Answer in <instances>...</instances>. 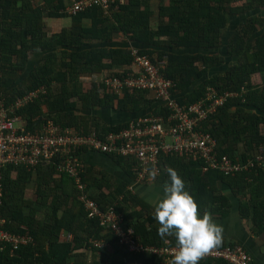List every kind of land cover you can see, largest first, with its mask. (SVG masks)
Returning <instances> with one entry per match:
<instances>
[{
	"label": "trees",
	"instance_id": "trees-1",
	"mask_svg": "<svg viewBox=\"0 0 264 264\" xmlns=\"http://www.w3.org/2000/svg\"><path fill=\"white\" fill-rule=\"evenodd\" d=\"M68 3L0 0V100L10 103L41 85L49 88L46 96L20 111L29 128L46 116L64 127L106 133L129 121L107 123L94 113L96 108L139 112L153 107L154 113H167L149 90L118 93L105 81L81 79L105 71L107 77L136 75L137 49L154 62L167 59L163 72L176 82L174 92L182 104L200 100L209 87L238 92L201 124L217 139L220 156L245 163L264 151V0H126L114 3L108 13L94 5L77 14L67 11ZM51 20L58 22V30ZM120 33L132 46L113 44ZM112 156L124 163L129 176L137 175L130 159ZM165 158L194 198L199 197L200 210L203 198H209L222 201L227 207L222 213H229L233 203L220 192V181L236 194H249L240 211L251 220L254 234L264 235V165L232 175L212 167L204 170L202 159L174 153ZM84 180L101 208L114 206L123 213V225L133 226L145 244L159 245L166 238L176 243L174 237L158 235L153 205L127 182L106 170L97 174L90 165ZM3 182L5 227L33 240L14 254L1 251L0 264H160L155 255L130 252L110 227L91 216L73 178L58 172L55 163L41 164L35 172L9 166ZM63 231L72 238L63 239ZM101 239L104 245L94 244ZM237 244L222 238L217 247ZM87 252L98 257L91 259ZM199 264L229 263L210 258ZM251 264L259 263L252 258Z\"/></svg>",
	"mask_w": 264,
	"mask_h": 264
},
{
	"label": "built area",
	"instance_id": "built-area-1",
	"mask_svg": "<svg viewBox=\"0 0 264 264\" xmlns=\"http://www.w3.org/2000/svg\"><path fill=\"white\" fill-rule=\"evenodd\" d=\"M126 0H69L67 11L77 14L99 5L105 13L110 12L114 3ZM138 68L136 75L106 77L105 83L115 92L121 93L126 88L149 90L154 93L159 105L169 111L152 113L132 119L127 126L119 130L102 133L97 130L89 132L75 126H62L54 119L41 116L35 128H29L21 114L27 105L48 94V86L41 85L22 96H17L7 103L0 100V252L15 249L33 240L31 235L13 233L5 228L3 215L4 203V169L8 165L37 167L53 162L57 171L73 178L80 190L81 199L91 216H98L101 223L110 227L119 241L130 252L155 255L160 264H171L177 245L170 238L161 244H145L133 226H125L123 213H118L114 206L103 210L99 203L90 196L84 175L89 164L84 159L86 151H97L109 155L124 156L133 163L138 181H145L152 174L163 170L164 157L171 153L185 159H202L207 168H216L227 174L249 171L264 165V151L257 153L247 162L235 161L227 155L220 156L217 151L218 141L212 133L207 132L201 124L209 120L217 110L224 106L230 97L238 92H220L209 87L200 100L182 104L177 100L174 89L176 82L167 77L163 69L167 59L153 61L148 55L133 51ZM72 238V235H70ZM106 242L96 240L95 245ZM223 259L229 264H251L252 256L241 245L214 246L200 260ZM38 264V263H31Z\"/></svg>",
	"mask_w": 264,
	"mask_h": 264
},
{
	"label": "crops",
	"instance_id": "crops-1",
	"mask_svg": "<svg viewBox=\"0 0 264 264\" xmlns=\"http://www.w3.org/2000/svg\"><path fill=\"white\" fill-rule=\"evenodd\" d=\"M113 44H115V46L117 47L132 46L131 40L127 38L124 33H120L119 39ZM106 74L107 72L105 71L101 74L97 73L96 75H85L82 76L81 79L84 81H92L94 79L99 82H104L107 77L105 76ZM151 95L153 96L154 93L151 92ZM152 108H143L139 112H132L130 110H127L128 112H123L120 109L105 110L96 108V111H94V113L100 116L107 123L122 122L127 119L130 122L132 119H136L141 116L151 115L152 113H154L152 112ZM84 159L91 167L95 168L97 174L101 175V172L106 170L109 176H115L118 180H124L125 182H127L128 188H131L136 194L150 202L153 207L155 201L163 194L164 174H166L165 169L166 167H168L167 159L165 157V161L161 165L164 167L163 170L158 174L152 173L145 181H138L136 179V176L134 175L129 176L126 172L124 163L119 162L112 155L97 151H86L84 153ZM9 166L27 167L22 165H8L7 167ZM7 167L4 169V176ZM27 168H33L35 172V167ZM219 189L221 193H226L233 203L230 209H228L229 213L227 215H224L222 213V210L227 208L225 204L221 203L222 201L218 200L215 202H211L209 198H203L202 208L204 210L198 209V211H200L201 213H203L204 211L210 212L213 220L223 225L224 232L222 238L241 244L249 251V254L252 256V258H254L259 264H264V235L254 234V231L252 230L251 220H249L241 213L239 207L241 201L244 199V195L248 196L249 194H236L231 188H229L227 184H224L222 181H220L219 183ZM197 200H200L199 197ZM70 235L72 234L67 231H63L62 238L71 239Z\"/></svg>",
	"mask_w": 264,
	"mask_h": 264
},
{
	"label": "clouds",
	"instance_id": "clouds-1",
	"mask_svg": "<svg viewBox=\"0 0 264 264\" xmlns=\"http://www.w3.org/2000/svg\"><path fill=\"white\" fill-rule=\"evenodd\" d=\"M163 194L154 203V219L161 238L174 237L177 250L171 264H199L210 249L222 241L224 228L210 212L199 205L186 187V181L172 167H166Z\"/></svg>",
	"mask_w": 264,
	"mask_h": 264
},
{
	"label": "rangeland",
	"instance_id": "rangeland-1",
	"mask_svg": "<svg viewBox=\"0 0 264 264\" xmlns=\"http://www.w3.org/2000/svg\"><path fill=\"white\" fill-rule=\"evenodd\" d=\"M50 23H51V25H52L54 31H56V30L59 29L60 25L58 24V22H53V20H51ZM155 23H156V22H155ZM87 253H89V254H88L89 256L92 255V258H91V259H93V257H95V256L98 257V256H97L98 253H97V254H94V256H93V254H91L90 252H87ZM89 256H88V258L90 259ZM91 259H90V260H91Z\"/></svg>",
	"mask_w": 264,
	"mask_h": 264
}]
</instances>
